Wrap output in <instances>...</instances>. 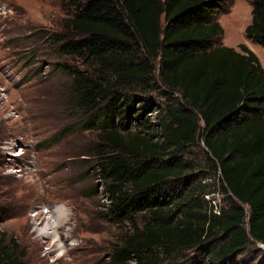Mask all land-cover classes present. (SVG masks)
<instances>
[{
	"label": "trees",
	"instance_id": "trees-1",
	"mask_svg": "<svg viewBox=\"0 0 264 264\" xmlns=\"http://www.w3.org/2000/svg\"><path fill=\"white\" fill-rule=\"evenodd\" d=\"M225 1L63 2L51 37L55 53L81 65L58 67L78 128L95 137L101 217L119 230L111 264H238L250 243L264 246V70L245 45L214 46ZM250 5L245 35L264 48V0ZM161 90L180 102L154 125L140 120L149 105L136 108L139 99ZM198 143L204 170L180 155ZM0 264L25 263L0 239Z\"/></svg>",
	"mask_w": 264,
	"mask_h": 264
},
{
	"label": "rangeland",
	"instance_id": "rangeland-1",
	"mask_svg": "<svg viewBox=\"0 0 264 264\" xmlns=\"http://www.w3.org/2000/svg\"><path fill=\"white\" fill-rule=\"evenodd\" d=\"M63 2L0 0V239L25 264H111L119 230L101 217L107 202L89 160L95 137L78 128L70 78L58 67L81 65L55 53L51 37L60 32ZM225 2L216 17L224 33L214 46L245 45L264 70V48L245 35L251 0ZM145 96L136 108L149 109L137 115L151 125L180 102L163 90ZM180 155L205 169L201 143ZM205 200L225 204L220 195ZM54 219L56 229L43 234ZM262 261L264 246L253 242L236 256L238 264Z\"/></svg>",
	"mask_w": 264,
	"mask_h": 264
},
{
	"label": "bare ground",
	"instance_id": "bare-ground-1",
	"mask_svg": "<svg viewBox=\"0 0 264 264\" xmlns=\"http://www.w3.org/2000/svg\"><path fill=\"white\" fill-rule=\"evenodd\" d=\"M58 210V209H57ZM61 212H63V211H61ZM59 214V213H58ZM59 217H61V215H59ZM52 219V218H51ZM52 222L50 223V224H46V226H45V228L43 229V231H42V233L43 234H48V235H50L51 233H50V231L51 230H54V224H56L57 222H59V218L57 217V222H56V219H54V220H51ZM50 222V221H49ZM59 224H60V222H59ZM58 225V224H57ZM56 226V225H55ZM56 229V228H55ZM54 233V232H53Z\"/></svg>",
	"mask_w": 264,
	"mask_h": 264
},
{
	"label": "water",
	"instance_id": "water-1",
	"mask_svg": "<svg viewBox=\"0 0 264 264\" xmlns=\"http://www.w3.org/2000/svg\"><path fill=\"white\" fill-rule=\"evenodd\" d=\"M261 245V244H260Z\"/></svg>",
	"mask_w": 264,
	"mask_h": 264
}]
</instances>
